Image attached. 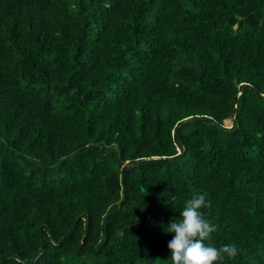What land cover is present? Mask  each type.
Here are the masks:
<instances>
[{
  "label": "trees",
  "instance_id": "16d2710c",
  "mask_svg": "<svg viewBox=\"0 0 264 264\" xmlns=\"http://www.w3.org/2000/svg\"><path fill=\"white\" fill-rule=\"evenodd\" d=\"M195 194L264 264V0H0V264H173Z\"/></svg>",
  "mask_w": 264,
  "mask_h": 264
},
{
  "label": "clouds",
  "instance_id": "9594fccd",
  "mask_svg": "<svg viewBox=\"0 0 264 264\" xmlns=\"http://www.w3.org/2000/svg\"><path fill=\"white\" fill-rule=\"evenodd\" d=\"M211 206L204 194H195L187 199L180 212L179 220H171L166 227L167 232L175 233L168 242L173 264H215L225 256L235 258L237 248L225 244L217 248L205 241L217 231V225L210 223L200 211Z\"/></svg>",
  "mask_w": 264,
  "mask_h": 264
},
{
  "label": "rangeland",
  "instance_id": "374dc122",
  "mask_svg": "<svg viewBox=\"0 0 264 264\" xmlns=\"http://www.w3.org/2000/svg\"><path fill=\"white\" fill-rule=\"evenodd\" d=\"M225 124L230 125V119H227V120L225 121Z\"/></svg>",
  "mask_w": 264,
  "mask_h": 264
}]
</instances>
